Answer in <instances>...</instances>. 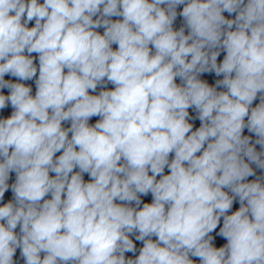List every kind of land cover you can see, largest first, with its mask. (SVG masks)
<instances>
[{"label": "clouds", "instance_id": "clouds-1", "mask_svg": "<svg viewBox=\"0 0 264 264\" xmlns=\"http://www.w3.org/2000/svg\"><path fill=\"white\" fill-rule=\"evenodd\" d=\"M0 264H264V0H0Z\"/></svg>", "mask_w": 264, "mask_h": 264}]
</instances>
